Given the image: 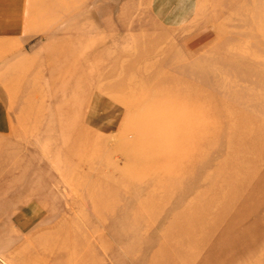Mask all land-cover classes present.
Wrapping results in <instances>:
<instances>
[{
  "label": "rangeland",
  "instance_id": "374dc122",
  "mask_svg": "<svg viewBox=\"0 0 264 264\" xmlns=\"http://www.w3.org/2000/svg\"><path fill=\"white\" fill-rule=\"evenodd\" d=\"M20 1L0 264H264V0Z\"/></svg>",
  "mask_w": 264,
  "mask_h": 264
},
{
  "label": "bare ground",
  "instance_id": "6f19581e",
  "mask_svg": "<svg viewBox=\"0 0 264 264\" xmlns=\"http://www.w3.org/2000/svg\"><path fill=\"white\" fill-rule=\"evenodd\" d=\"M241 73V72H240ZM237 75V78L240 76V77H246V75H243L242 73H241V75L240 74H235L234 76H236ZM161 84V85H160ZM160 84H158L157 86H161L162 87V85H164V83L163 82H161ZM184 84V83H183ZM191 88H192V86H191ZM178 89H180V88H178ZM178 96H179V94H178ZM180 98V97H179ZM183 98V97H182ZM197 122L195 121V124H196ZM263 122H261V124H262ZM229 130H231L232 128H228ZM198 131V124H196V127L193 129V132H194V134L196 133ZM260 131H264V128H263V126L261 127V126H258L257 127V129H256V132H257V134L256 135H254L253 136V138H251L250 139V141H248L249 143H248V146H246V145H242V150H245V151H248V150H250L249 152L251 153H253L254 154V152L256 151V149L255 148H253V147H255V146H252V145H254V142H261V141H263L264 140V134L262 135V134H260V135H258V133L260 132ZM201 139L202 140V138H203V136L200 134V135H198V136H195L194 137V141H197V140H199V139ZM237 139V140H236ZM235 141V143H237V141L239 142V139H238V137L237 138H235V137H233V138H230V139H228L227 140V142L226 143H228L229 145L230 144H233V142ZM192 148V147H191ZM193 150V148L192 149H190V151H189V153H191V151ZM196 151L197 150H193L192 152L194 153L195 152V154H196ZM259 150H257L256 151V153L258 152ZM185 152V151H184ZM255 153V154H256ZM260 153V152H259ZM258 153V154H259ZM223 162H225L226 163V160H223ZM224 164V163H223ZM222 166V165H221ZM221 166H219V171L221 172V173H226L224 170L222 171V169H221ZM233 169V170H232ZM241 169V171H242V167L241 166H239V165H235V166H230L229 167V169H227V172H230V174H233L234 172H236V171H239ZM228 179V178H227ZM227 179H224V178H220V181H219V185H222V184H224V183H233L234 185H235V182H233V181H227ZM214 196H216V195H214ZM207 202H205L204 203V207H203V209H209V203H207ZM160 250V249H159ZM125 253V252H124ZM62 254V255H61ZM59 256L61 257H67V258H71V257H74V254H73V252H70V251H66V252H64V253H61ZM130 260L132 261V262H134V258H130Z\"/></svg>",
  "mask_w": 264,
  "mask_h": 264
},
{
  "label": "crops",
  "instance_id": "0c3cea01",
  "mask_svg": "<svg viewBox=\"0 0 264 264\" xmlns=\"http://www.w3.org/2000/svg\"><path fill=\"white\" fill-rule=\"evenodd\" d=\"M4 2H15L16 4H18L19 6V13L17 12V8H16V12L18 13L17 15L15 16H11V15H6L8 17V20L6 19V22L7 23V26L6 27H3L2 29H0V36H10V35H15V34H19L20 32V27H21V21H22V4H21V1L19 0H5ZM8 8H11V7H6L3 8V9H0V13L3 12L5 13L8 9ZM10 130V127H9V124H6L5 123V120H1L0 121V136H5Z\"/></svg>",
  "mask_w": 264,
  "mask_h": 264
}]
</instances>
